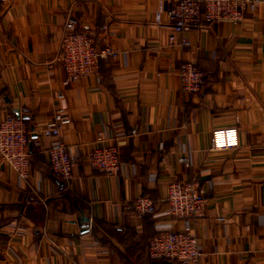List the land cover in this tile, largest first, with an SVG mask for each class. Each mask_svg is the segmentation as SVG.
I'll use <instances>...</instances> for the list:
<instances>
[{
  "label": "crops",
  "instance_id": "1",
  "mask_svg": "<svg viewBox=\"0 0 264 264\" xmlns=\"http://www.w3.org/2000/svg\"><path fill=\"white\" fill-rule=\"evenodd\" d=\"M171 1L0 0V118L26 110L37 133L25 180L0 161V264H181L146 255L148 239L174 223L136 218L128 205L142 194L159 207L167 180L186 175L212 182L192 226L199 264H264V0H251L237 23L201 20L184 30L183 47L168 46L169 26L152 22ZM69 14L106 24L119 59L63 87L59 40ZM181 59L203 73L200 94L178 90ZM58 108L71 116L57 139L70 148L68 181L49 170L46 149L57 140L40 134ZM225 127L237 145L210 150L211 131ZM98 136L120 151L113 174L88 164ZM186 154L188 171L175 160Z\"/></svg>",
  "mask_w": 264,
  "mask_h": 264
},
{
  "label": "built area",
  "instance_id": "2",
  "mask_svg": "<svg viewBox=\"0 0 264 264\" xmlns=\"http://www.w3.org/2000/svg\"><path fill=\"white\" fill-rule=\"evenodd\" d=\"M251 0H172L170 5H158L152 16L156 25L166 24L168 46L176 44L186 46L184 30L195 28L201 20L207 22L237 23L243 18L245 8L251 7ZM97 30L104 33L102 44H96ZM264 32V20L260 24ZM110 32L106 24L94 26L80 23L71 14L64 22V32L59 40V59L65 71L61 85L67 87L74 80L98 71L102 61L115 65L119 59V50L109 41ZM177 87L182 93L195 94L204 83L203 73L192 61L181 59L178 62ZM71 121L64 108L52 112L51 117L41 126L43 137L59 139L62 130ZM136 127H129L133 134ZM29 126L28 123L13 114L0 118V161L8 164L21 180L29 176ZM237 145V133L234 127L216 128L211 131L210 150L229 149ZM50 173L57 179L68 181L73 176L70 148L63 140H57L46 149ZM88 164L107 174L115 173L123 161L115 145H105L101 136L97 144L89 151ZM185 171L190 160L188 154L175 158ZM131 169L133 165L131 164ZM211 181L201 182L198 178L186 175L182 179H170L165 184V192L160 206L155 207L151 200L142 195L133 197L128 205L136 218L144 215L163 217L174 223V227L157 229L147 241L146 252L150 258L173 259L181 264H199L203 253L198 247L192 232L195 221L205 215V192Z\"/></svg>",
  "mask_w": 264,
  "mask_h": 264
},
{
  "label": "water",
  "instance_id": "3",
  "mask_svg": "<svg viewBox=\"0 0 264 264\" xmlns=\"http://www.w3.org/2000/svg\"><path fill=\"white\" fill-rule=\"evenodd\" d=\"M203 88H204V86L202 84V86L200 87V89L198 90L197 93L200 94L203 91ZM11 111L13 112V114L16 117H19V118L24 119V120H30L33 117L32 113H30V112H28L26 110H20L17 107H11ZM36 137H37V133H36V131H34L32 129L30 131V134H29V138H30L29 142L32 139L36 138ZM29 142H28V144H30ZM79 219H80V222H81V226L84 227V228L81 229V232H86L87 231L86 225H87V222H88V218L86 216L82 215V216H80Z\"/></svg>",
  "mask_w": 264,
  "mask_h": 264
},
{
  "label": "trees",
  "instance_id": "4",
  "mask_svg": "<svg viewBox=\"0 0 264 264\" xmlns=\"http://www.w3.org/2000/svg\"><path fill=\"white\" fill-rule=\"evenodd\" d=\"M27 123H28V126H29V130L31 131L32 129H33V127H34V125L30 122V120H25ZM58 180H60V179H58ZM152 202V201H151ZM153 203V202H152ZM154 205V204H153ZM144 216H147V215H144ZM143 217V216H142ZM155 234V233H154ZM153 234V235H154ZM152 235V236H153ZM146 246H147V244H146ZM146 255H147V252H146ZM147 257H148V255H147ZM149 259H158V258H150V257H148Z\"/></svg>",
  "mask_w": 264,
  "mask_h": 264
}]
</instances>
